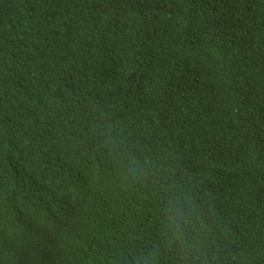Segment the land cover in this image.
I'll use <instances>...</instances> for the list:
<instances>
[{
  "label": "trees",
  "instance_id": "16d2710c",
  "mask_svg": "<svg viewBox=\"0 0 264 264\" xmlns=\"http://www.w3.org/2000/svg\"><path fill=\"white\" fill-rule=\"evenodd\" d=\"M97 119L214 205L227 264H264V0H0L1 205L80 169L101 189L57 238L45 200L8 215L0 264H108L150 233V194L94 154Z\"/></svg>",
  "mask_w": 264,
  "mask_h": 264
},
{
  "label": "clouds",
  "instance_id": "9594fccd",
  "mask_svg": "<svg viewBox=\"0 0 264 264\" xmlns=\"http://www.w3.org/2000/svg\"><path fill=\"white\" fill-rule=\"evenodd\" d=\"M89 131L96 145L94 154L103 169L115 173L116 187L141 196L148 192L155 217L150 233L131 236L108 264H227V247L214 219L213 204L177 181L150 152L128 144L115 125L97 119ZM80 173L75 179L45 175L38 180H22L17 190L27 197L16 194L8 212L0 203V233L8 215L21 213L26 202L41 200L48 202L53 218L63 225L54 231L53 238L65 233L71 218L101 191L94 185L96 176L89 177L85 169ZM33 216L29 210L27 217ZM17 258L24 264L28 256L20 254Z\"/></svg>",
  "mask_w": 264,
  "mask_h": 264
}]
</instances>
